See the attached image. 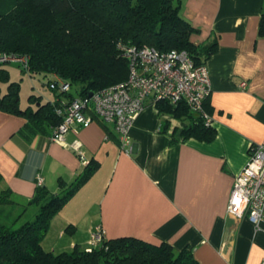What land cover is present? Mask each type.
<instances>
[{
	"label": "crops",
	"instance_id": "crops-1",
	"mask_svg": "<svg viewBox=\"0 0 264 264\" xmlns=\"http://www.w3.org/2000/svg\"><path fill=\"white\" fill-rule=\"evenodd\" d=\"M262 6L264 0H181L182 15L198 29L193 43L216 44L204 61L211 82L206 107L216 132L211 141L182 139L189 118L160 112L150 98L124 147L112 124L97 119L71 126L61 142L50 133L27 140L17 134L25 119L0 111V191L9 188L17 204L33 195L38 176L47 190L59 192L83 172L82 158L97 164L51 217L44 249L85 248L99 226L106 239L166 242L175 251L187 247L201 264L264 262V228L226 209L249 147L264 142ZM57 94L34 95L46 102ZM26 104L37 107L29 97Z\"/></svg>",
	"mask_w": 264,
	"mask_h": 264
},
{
	"label": "trees",
	"instance_id": "trees-1",
	"mask_svg": "<svg viewBox=\"0 0 264 264\" xmlns=\"http://www.w3.org/2000/svg\"><path fill=\"white\" fill-rule=\"evenodd\" d=\"M197 32L182 15L181 0H0V111L24 118L17 134L29 140L36 134L51 135L52 128L62 119L58 109L75 97L71 90L58 91L54 101L40 102L36 101L39 96L31 94L29 99L37 107H21L20 83L10 80L2 62L17 59L28 75L44 74L48 87L63 81L70 88L74 85L79 97H87L89 92L127 77L121 44L150 46L161 53L183 49L195 63H204L216 44H194L191 35ZM259 34L264 35V6ZM156 107L174 117L189 118V124L180 132L182 139H214L215 129L185 104L159 101ZM204 110L208 113L206 101ZM96 168L97 164L90 162L59 192L37 185L33 195L21 205L18 216L25 215L29 206H35L36 211L27 214L18 226V216L11 223L0 216V264H201L187 247L175 251L169 243L154 244L134 237L104 238L91 250L78 245L58 253L44 249L42 239L51 217ZM14 203L17 204L9 188L0 191V207ZM1 211L0 208V215Z\"/></svg>",
	"mask_w": 264,
	"mask_h": 264
},
{
	"label": "built area",
	"instance_id": "built-area-1",
	"mask_svg": "<svg viewBox=\"0 0 264 264\" xmlns=\"http://www.w3.org/2000/svg\"><path fill=\"white\" fill-rule=\"evenodd\" d=\"M120 51L127 61V77L94 91L91 96L74 97L63 103L58 109L62 119L52 128V141L61 142L73 125L86 127L97 119L112 124L124 147L129 141V128L147 98L153 103H183L190 111L199 113L205 124L211 125L212 119L204 110V101L211 88L205 63H195L183 49L161 53L150 46L121 44ZM244 85L242 82L241 87ZM49 88L67 92L70 85L60 81L49 84ZM81 161L88 164L85 158ZM42 182L43 178L38 176L37 185ZM226 209L235 216H245L255 228H264V142L249 147L247 162L234 177ZM104 238L101 227H95L86 249L98 247Z\"/></svg>",
	"mask_w": 264,
	"mask_h": 264
},
{
	"label": "rangeland",
	"instance_id": "rangeland-1",
	"mask_svg": "<svg viewBox=\"0 0 264 264\" xmlns=\"http://www.w3.org/2000/svg\"><path fill=\"white\" fill-rule=\"evenodd\" d=\"M1 66L6 67L9 72L10 80L18 81L19 85V96H20V105H27L26 100L28 99L29 95L44 93L49 94L53 90H51L47 85V77L42 73H35L32 76L28 75L26 72L23 71L21 63L17 60L11 59L9 61H5L1 63ZM6 84H2V92H4ZM71 91L74 93L76 97H78L77 92L75 91V86H71ZM24 203H14V204H7L1 206V219L7 223H11L13 219L18 216L19 212L21 211ZM25 215L18 216L19 218L15 221V226L20 225L22 222L27 219V214H31L32 212L36 211L35 206H29Z\"/></svg>",
	"mask_w": 264,
	"mask_h": 264
},
{
	"label": "water",
	"instance_id": "water-1",
	"mask_svg": "<svg viewBox=\"0 0 264 264\" xmlns=\"http://www.w3.org/2000/svg\"><path fill=\"white\" fill-rule=\"evenodd\" d=\"M92 93H93L92 91H91V92H89V93H88V96H91V95H92Z\"/></svg>",
	"mask_w": 264,
	"mask_h": 264
}]
</instances>
